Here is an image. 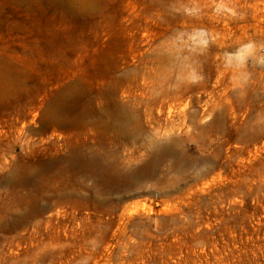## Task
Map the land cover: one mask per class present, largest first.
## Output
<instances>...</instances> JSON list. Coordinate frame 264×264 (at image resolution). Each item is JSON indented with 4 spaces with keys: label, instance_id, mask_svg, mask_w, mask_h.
<instances>
[{
    "label": "rangeland",
    "instance_id": "374dc122",
    "mask_svg": "<svg viewBox=\"0 0 264 264\" xmlns=\"http://www.w3.org/2000/svg\"><path fill=\"white\" fill-rule=\"evenodd\" d=\"M0 264H264V0H0Z\"/></svg>",
    "mask_w": 264,
    "mask_h": 264
},
{
    "label": "bare ground",
    "instance_id": "6f19581e",
    "mask_svg": "<svg viewBox=\"0 0 264 264\" xmlns=\"http://www.w3.org/2000/svg\"><path fill=\"white\" fill-rule=\"evenodd\" d=\"M63 96H65L67 98H71L74 96V94H73V91L71 89H67L63 93ZM69 109H70L69 105H66L62 102H56L50 106L49 110H50V112L57 114L58 111L67 112ZM107 114L111 118L115 117L116 119H122L126 115V109L124 108V106L115 105L114 110L113 111H107ZM129 117L132 118V116L126 115V119ZM128 137L134 139L133 134H130ZM169 150H170V148L165 144L159 143L158 141L152 142V151H151L152 156H153L152 160L155 158L158 159L160 156H162L164 153L168 152ZM59 161L64 163V167L67 168L66 170L76 169L82 175H91L95 182L98 181V179L100 178L101 175L105 176V173L106 174L109 173L108 168L104 166V163H103L101 157L99 156L98 153L94 152V150H89L87 152V151H85L84 148H81V147H71L68 149L67 153L64 156H62L56 160H52L50 162L44 163V165L42 167L44 169V172H51V170L54 169V167H56V164ZM150 163H151V161H150ZM150 166L151 165L148 163L145 166L141 167L138 171H134L129 176L132 179L136 175L137 176L139 175L142 177V176L147 174ZM31 177L32 176L29 173L24 172V171L19 173V175L17 176L18 182L20 184L27 183L31 179ZM110 177H113V174L108 175V178H110ZM129 180H127V181H129Z\"/></svg>",
    "mask_w": 264,
    "mask_h": 264
}]
</instances>
